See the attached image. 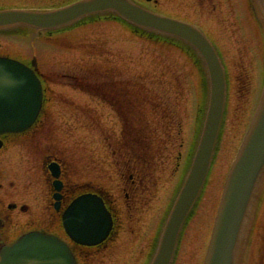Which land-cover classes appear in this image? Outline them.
Listing matches in <instances>:
<instances>
[{
	"label": "rangeland",
	"instance_id": "obj_1",
	"mask_svg": "<svg viewBox=\"0 0 264 264\" xmlns=\"http://www.w3.org/2000/svg\"><path fill=\"white\" fill-rule=\"evenodd\" d=\"M1 1L12 3L11 0ZM62 34L51 42L36 38L34 34L28 37L0 36V52L19 54L24 58L31 54L36 55L38 65L47 80V82L44 81L46 87L50 89L49 94L51 93V97L54 98L47 105L51 109V115L47 116L48 123L46 128L42 129L43 132L40 130L34 136H26L24 141L19 138L17 140L20 142L13 144L9 140L12 141L14 138H7L8 145L0 149V194L6 195V202L27 201L33 204L32 198L36 199L39 195L41 196L43 178L36 170L39 169V165L34 157L41 155L45 141H49L51 145L58 142L62 144L61 152L74 157L72 158L74 164L79 161L77 162L78 167L71 168L69 171L78 175L81 181H88L85 170L86 161L90 156L98 160L104 156L107 135L110 133L111 138L112 135L118 134L117 116L113 111L104 106L95 105L94 102L97 101L91 100L80 90L64 86L67 83H71L72 86L73 84L81 85L82 90L90 87L86 84L89 80H83L88 68H83L85 69L83 70L79 67V62L85 58L89 50L99 49L111 57L108 62L96 58V61L102 62V66L94 68V72H98L95 78L99 81L109 79L114 81L113 84L105 83L104 86L110 92L113 90V98L117 101L115 107H119L122 111L129 103L135 105L136 102L143 103L151 98L153 102L150 101V103L153 104V110L152 105L134 107L133 110L129 105L133 113L130 117L135 125L140 126L142 119L143 125L146 126L148 124L146 116L150 108V111L157 113L150 122L153 127L152 131L164 134H166L164 123L166 126L169 125L171 117L168 113L161 114V111L168 110V107L169 110L177 107L182 122L180 135L181 138L183 136L185 142L183 149L185 150L186 145L191 141L192 146L194 145L198 131V123L195 127V119L199 114L201 96L198 85L199 75L187 55L165 45L163 41L135 38L121 24L113 21L101 20ZM253 35L249 39L243 30L240 33H232V35L215 34L213 36L223 61L228 67L230 78L225 123L206 186L196 210L180 237L174 264H202L203 262L225 177L259 95V67L255 63V56L260 53L261 43L259 37ZM93 65L96 66L95 62ZM158 78L168 82L171 90H165L164 84L161 85L158 82L161 80L157 81ZM122 81L125 82L124 85L128 91L129 88L134 89L129 99H125V92H122L120 87L118 94L114 91L117 85L123 88ZM97 83L93 80L94 87ZM60 97L67 98L68 105L64 104L66 99L59 100ZM86 103L91 104L93 109L97 108V112L102 114L101 123L98 121L100 125L95 124L94 118L91 121L85 119L84 111L75 110L74 106ZM57 112L59 114H56ZM193 130H195L194 136H192ZM31 140H34V143ZM156 141L159 142V139ZM51 152L53 154L56 149L52 147ZM182 165L183 163L180 162L177 166L172 158L166 170L163 172L156 170L153 173V175L156 174L158 190L149 202L152 211L160 208L165 213L172 193H175L182 179V173L180 175ZM98 167L97 172L100 170ZM104 167L112 177L109 183L115 186V191H120L121 185H127V179L120 178L110 158L107 159ZM97 176L90 175L93 182L98 178ZM99 180H97L98 184ZM5 214L8 215L10 223L15 226L23 225L27 219L26 215L23 217L17 211H10L7 208ZM236 264H264V174L257 185L254 200L246 217L237 249Z\"/></svg>",
	"mask_w": 264,
	"mask_h": 264
},
{
	"label": "water",
	"instance_id": "obj_2",
	"mask_svg": "<svg viewBox=\"0 0 264 264\" xmlns=\"http://www.w3.org/2000/svg\"><path fill=\"white\" fill-rule=\"evenodd\" d=\"M260 2L264 7V0ZM110 10L134 25L186 41L199 52L208 71L209 98L197 149L150 263L169 264L180 226L202 187L223 112L224 74L211 45L193 26L148 12L129 0H82L45 13L2 11L0 28L16 24L50 28L68 24L85 15ZM40 101L41 87L33 71L15 60L0 58V133L27 128L36 117ZM263 169L264 86L252 122L228 174L204 264H234V248L240 225ZM84 202L91 203L81 199L76 201L75 207L80 209ZM96 202L101 208V203L98 200ZM91 220L95 221V218L92 217ZM70 227L74 232L70 234L76 240L80 241L85 236L79 225ZM41 245L45 246V264H51V260L55 264H74L66 247L45 235L22 238L14 246L4 250L0 264H23L25 256L31 258L33 251H42Z\"/></svg>",
	"mask_w": 264,
	"mask_h": 264
},
{
	"label": "flooded vegetation",
	"instance_id": "obj_3",
	"mask_svg": "<svg viewBox=\"0 0 264 264\" xmlns=\"http://www.w3.org/2000/svg\"><path fill=\"white\" fill-rule=\"evenodd\" d=\"M45 1L49 4L43 5L42 3ZM71 1L73 0H13L11 4L0 0V8H53ZM148 3L149 8L153 11L198 25L209 38L212 34H236L242 28H245L246 35H250L249 33L251 32L252 0H150ZM258 63L262 65L263 58L259 59ZM108 98L107 96L103 97L107 102ZM45 156L52 161L57 160L50 155ZM58 163L61 171L60 180L62 182L60 209L58 211L51 207L53 188L49 175L44 180V199H46V203L41 199V203L39 202L40 211L34 217L27 218L23 225L15 226L13 223H10L8 215L5 214L6 206L8 205L6 195H0V246L5 243H11L22 233L36 230L53 234L66 242L72 253L81 259V264H93L97 259L102 260L106 255L115 251L116 243L114 244V242L118 241L121 233L129 234L130 239L145 238L147 236L149 225L143 227V225L135 224L136 222L133 221L134 217H132V213L138 206L131 202L132 198L127 194L126 208L125 206L120 207L119 210L114 209L115 207L110 204L108 198L104 199L114 223L112 235L105 243L86 248L72 242L64 233L60 216L65 206L78 194V190L76 183L69 180V174L59 161ZM131 184L134 185V181H131ZM133 187L135 188L136 186ZM113 200L115 201V199ZM123 209L125 211H123L122 215L121 211ZM19 210L25 214L29 212V207L27 204H23L19 206ZM125 217L127 218L126 220L124 219ZM142 228L143 230H141Z\"/></svg>",
	"mask_w": 264,
	"mask_h": 264
}]
</instances>
